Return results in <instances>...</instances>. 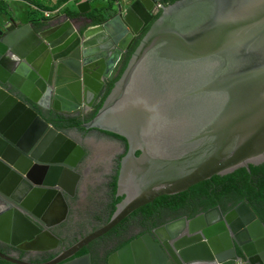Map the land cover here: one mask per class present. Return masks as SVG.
Returning <instances> with one entry per match:
<instances>
[{
	"label": "water",
	"instance_id": "95a60500",
	"mask_svg": "<svg viewBox=\"0 0 264 264\" xmlns=\"http://www.w3.org/2000/svg\"><path fill=\"white\" fill-rule=\"evenodd\" d=\"M161 1L120 3L100 24L85 17L88 2L72 16L0 23V242L53 248L34 239L39 230L29 217L46 228L65 220L61 192L52 199L45 188L73 189L77 175L61 165L75 166L84 151L40 110L92 108L103 80L121 69L146 29L99 115L140 149L139 171L127 176V198L109 223L50 264H91L88 255L73 257L138 208L264 163V0H178L155 19ZM186 227L189 237L172 248L169 240ZM153 235L107 264H264V223L246 202L225 217L216 208Z\"/></svg>",
	"mask_w": 264,
	"mask_h": 264
},
{
	"label": "flooded vegetation",
	"instance_id": "af4514ba",
	"mask_svg": "<svg viewBox=\"0 0 264 264\" xmlns=\"http://www.w3.org/2000/svg\"><path fill=\"white\" fill-rule=\"evenodd\" d=\"M161 3L164 8L171 5L170 0H162ZM147 31L148 29L143 31L139 40ZM129 55L130 52L127 54L121 69L116 71L111 79L110 73L103 80L101 95L92 108H84L72 114L40 110L43 118L50 125L63 132L69 140L83 149L84 154L75 166L65 162L61 165V168L72 167V172L77 175L78 180L74 188L69 190H66L65 187L61 189L58 186L55 190L45 188V195L54 192L52 199L55 198L56 193L61 192L67 205V216L64 221L46 228L36 222L33 217H29L39 230V233L34 234V239L40 240L41 244H39L42 246L53 248H46L47 250L42 251L20 250L10 243L0 242V264H50L58 255L67 253L84 239L107 225L117 211L119 204L127 198L131 185L125 181L128 179L127 176L134 178L135 175L132 173L139 171L134 160L139 158L142 152L136 146L133 147L126 137L114 133L106 119L100 118L99 115L106 101L113 94L116 85L122 79L131 56ZM34 150L35 147L33 146L30 153ZM63 178V173H61L57 181L63 183ZM141 185L144 187L145 183ZM141 185L133 186V189H140L142 188ZM210 194L211 198L203 195L197 196L191 187L176 195L159 197L133 211L125 220L101 237L88 242L73 258L88 255L91 264H97L99 260H101V264H107L109 257L118 253L125 245L145 237V235L154 237L153 232L155 230L164 228L170 223L182 219L189 222L216 208L225 217L241 203L246 202L249 205L248 200L242 196L237 199V193H228L222 197L215 195L213 191ZM17 207V205L13 206L12 210L30 216V213L24 209H16ZM255 208L256 211L251 207L256 215L259 213L261 217L258 215L257 217L264 223V202L255 204ZM11 214L14 218V213ZM179 232L181 234L176 235L175 239L169 240V245L172 248L176 242L189 237L187 227ZM43 233H47L46 236ZM48 235L53 237L55 244L48 240ZM166 235L170 236L168 233ZM235 253L239 258H243L238 247H236ZM6 259H9L10 263Z\"/></svg>",
	"mask_w": 264,
	"mask_h": 264
},
{
	"label": "trees",
	"instance_id": "16d2710c",
	"mask_svg": "<svg viewBox=\"0 0 264 264\" xmlns=\"http://www.w3.org/2000/svg\"><path fill=\"white\" fill-rule=\"evenodd\" d=\"M39 0L34 1L36 4V7L39 9H43V5L38 4ZM69 0H60V5L63 3L68 2ZM114 0H111L110 5L107 7H104L100 10H97L93 13H91V16L94 19L95 24H100L103 21H105V17L102 16V12L111 9L112 3ZM176 0H170V3L173 4ZM59 5H57L58 7ZM11 7V3L8 0H0V10L1 11H8V9ZM54 8L45 7V10H52ZM2 13V12H1ZM76 12H71L69 15H75ZM161 13V12H160ZM158 13L155 16V19L158 18L160 15ZM145 34V33H144ZM143 34V35H144ZM142 39V37H141ZM140 41V40H139ZM139 41H137L132 50L130 51V55L134 52V50L137 48ZM129 55V56H130ZM193 190L196 192L197 196H207L211 198V192L213 191L215 195L224 196L225 194L230 193H237L239 197H243L244 199H247L249 202V205L256 211L255 204L259 202H264V164L261 166H249V169L247 168H240L236 171H234L232 174L226 175V176H214L212 179L206 180L204 182H201L195 186L192 187ZM240 201V200H238ZM259 217V213L257 214Z\"/></svg>",
	"mask_w": 264,
	"mask_h": 264
},
{
	"label": "crops",
	"instance_id": "0c3cea01",
	"mask_svg": "<svg viewBox=\"0 0 264 264\" xmlns=\"http://www.w3.org/2000/svg\"><path fill=\"white\" fill-rule=\"evenodd\" d=\"M6 1V0H5ZM11 3V7L8 9V11L4 12L0 10V16L3 18H18L23 21V23H29L30 21H39L42 19H48L46 17V14H50L49 18L53 16H64L69 15L71 12H77V10H72V3H75L74 0H69L66 3L59 4L60 0H39L38 4H41L45 7L54 8L52 10H45V7L43 9H39L36 7V4L34 1L37 0H8ZM131 0H114L113 4L116 5V8L121 3L122 5H125L129 3ZM107 2V3H106ZM90 5V10L86 13L85 17L88 19L93 18L91 16V13L100 10L104 7H107L110 5L111 0H91L88 1ZM57 5H59L57 7ZM113 8H109L102 12V16L105 17V20L109 17H111V12ZM10 11V13H9ZM19 11L18 13H15ZM2 12V13H1ZM15 16V17H14Z\"/></svg>",
	"mask_w": 264,
	"mask_h": 264
},
{
	"label": "rangeland",
	"instance_id": "374dc122",
	"mask_svg": "<svg viewBox=\"0 0 264 264\" xmlns=\"http://www.w3.org/2000/svg\"><path fill=\"white\" fill-rule=\"evenodd\" d=\"M88 1H91V0H85L84 2H88ZM109 1H110V0H109ZM74 2H75V3H72V6H71V7H72V10H75V11H76V10H77V5H78V3H81L82 1H81V0H74ZM106 3H107V2H106ZM112 4H113V3H112ZM111 8H113V9L116 8V5L113 4ZM18 12H19V11L15 12V13H18ZM9 13H10V11H9ZM14 17H15V16H14ZM3 19H4V18L0 16V23H3V22H4Z\"/></svg>",
	"mask_w": 264,
	"mask_h": 264
},
{
	"label": "built area",
	"instance_id": "2783aa9c",
	"mask_svg": "<svg viewBox=\"0 0 264 264\" xmlns=\"http://www.w3.org/2000/svg\"><path fill=\"white\" fill-rule=\"evenodd\" d=\"M81 1L84 2L85 0H81ZM162 8H163L162 3H161V2H158L157 5H156V7H155V9H154V11H153V15H154V17H155L158 13L161 12ZM49 16H50V14H46V17H47V18H49Z\"/></svg>",
	"mask_w": 264,
	"mask_h": 264
},
{
	"label": "clouds",
	"instance_id": "9594fccd",
	"mask_svg": "<svg viewBox=\"0 0 264 264\" xmlns=\"http://www.w3.org/2000/svg\"><path fill=\"white\" fill-rule=\"evenodd\" d=\"M79 4V3H78Z\"/></svg>",
	"mask_w": 264,
	"mask_h": 264
}]
</instances>
